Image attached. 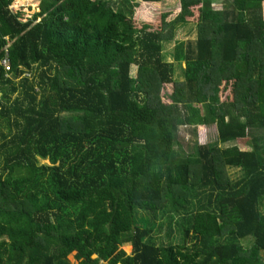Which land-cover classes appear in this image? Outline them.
Wrapping results in <instances>:
<instances>
[{"label": "trees", "instance_id": "obj_1", "mask_svg": "<svg viewBox=\"0 0 264 264\" xmlns=\"http://www.w3.org/2000/svg\"><path fill=\"white\" fill-rule=\"evenodd\" d=\"M12 1L0 0V264H264V0H178L157 26L134 20L135 0H41L27 20ZM158 212L179 216L178 242L153 239Z\"/></svg>", "mask_w": 264, "mask_h": 264}, {"label": "rangeland", "instance_id": "obj_2", "mask_svg": "<svg viewBox=\"0 0 264 264\" xmlns=\"http://www.w3.org/2000/svg\"><path fill=\"white\" fill-rule=\"evenodd\" d=\"M40 1L41 0H13L11 8L14 12H20L21 14V20H27L28 18H31L35 12H38L40 10ZM139 5L135 8V18L134 20L138 22L139 24H152L154 26H157L160 22V18L162 15L167 14L166 21L173 20L176 15L179 13V6L180 3H178V0H162L159 3H155L153 5H150L146 3L143 0H135ZM218 7H221V3L217 4ZM39 20V19H38ZM196 37L195 30L192 26L185 27V28H178L174 34V39L164 46V54L166 55V58L168 61H171V51L173 50L175 43L177 41H183L188 42L190 40H194ZM183 67V66H182ZM131 74L133 76L137 75V68L133 67L131 70ZM178 70L175 73V76L177 77ZM223 98L226 99L227 96L230 95V90L226 91L222 94ZM15 98V96L13 97ZM200 135L202 136L203 141H209L213 137V129L208 128L206 126H201L198 128ZM182 136L185 139V142H189L193 140V135L185 130H182ZM225 146H238L241 150L247 151L251 150V147L249 145V140L245 141H237L230 144H227ZM40 163H49V160L47 159H41L39 161ZM229 176L237 180L240 177H242L243 173L239 169H231L228 171ZM147 218L144 213H139L138 216V224L143 225L145 222V219ZM179 216L174 215L173 217H170L165 215L162 216L161 212H158L157 217L155 218V227L152 232V237L156 241H163V242H178L180 239V233L177 229V226L175 225L174 221L177 220ZM172 222V224H170ZM170 225H172L170 227ZM172 231V232H171ZM171 232V236H170ZM251 240H243L242 243L245 247H248L251 245ZM122 248L130 254L133 250V246L131 243H125ZM262 257L264 259V252H262ZM68 260L72 262L73 264L78 263V259H76L74 253L70 254L68 256Z\"/></svg>", "mask_w": 264, "mask_h": 264}, {"label": "built area", "instance_id": "obj_3", "mask_svg": "<svg viewBox=\"0 0 264 264\" xmlns=\"http://www.w3.org/2000/svg\"><path fill=\"white\" fill-rule=\"evenodd\" d=\"M0 64L4 66L7 71H10L11 68L7 57L3 59Z\"/></svg>", "mask_w": 264, "mask_h": 264}, {"label": "crops", "instance_id": "obj_4", "mask_svg": "<svg viewBox=\"0 0 264 264\" xmlns=\"http://www.w3.org/2000/svg\"><path fill=\"white\" fill-rule=\"evenodd\" d=\"M221 2H222V1H221ZM178 3H179V1H178ZM148 4L153 5V4H155V3H148ZM221 7H223V4H221Z\"/></svg>", "mask_w": 264, "mask_h": 264}, {"label": "bare ground", "instance_id": "obj_5", "mask_svg": "<svg viewBox=\"0 0 264 264\" xmlns=\"http://www.w3.org/2000/svg\"><path fill=\"white\" fill-rule=\"evenodd\" d=\"M13 2V1H12ZM12 5V4H11ZM11 7V6H10ZM12 9V8H11ZM13 10V9H12Z\"/></svg>", "mask_w": 264, "mask_h": 264}]
</instances>
